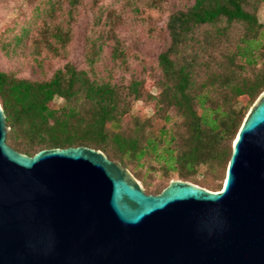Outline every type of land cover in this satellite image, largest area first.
<instances>
[{
	"label": "trees",
	"instance_id": "1",
	"mask_svg": "<svg viewBox=\"0 0 264 264\" xmlns=\"http://www.w3.org/2000/svg\"><path fill=\"white\" fill-rule=\"evenodd\" d=\"M101 1L91 5L87 70L66 63L43 81L0 72L6 145L26 156L55 148L98 150L142 184L141 168L153 161L168 181L176 175L219 191L200 183L197 175L203 167L226 171L240 124L264 90V23L256 18L257 0H193L169 14L167 48L144 79L128 83L117 82L113 70L99 77L95 60L107 45L112 63L128 74L129 55L117 37L116 22L130 18L149 27L155 15L163 16L168 1L115 0L119 8L112 10ZM85 6V0H48L30 40L32 53L65 60L72 27ZM56 99L66 106L54 109ZM135 101L148 103L153 117H133L130 104Z\"/></svg>",
	"mask_w": 264,
	"mask_h": 264
},
{
	"label": "water",
	"instance_id": "2",
	"mask_svg": "<svg viewBox=\"0 0 264 264\" xmlns=\"http://www.w3.org/2000/svg\"><path fill=\"white\" fill-rule=\"evenodd\" d=\"M0 107V264H264V90L232 142L223 185L158 195L86 147L20 154Z\"/></svg>",
	"mask_w": 264,
	"mask_h": 264
},
{
	"label": "rangeland",
	"instance_id": "3",
	"mask_svg": "<svg viewBox=\"0 0 264 264\" xmlns=\"http://www.w3.org/2000/svg\"><path fill=\"white\" fill-rule=\"evenodd\" d=\"M92 1L85 0L86 6L72 27L73 40L68 57L60 61L46 55L35 56L30 47L31 37L43 19L48 0H0V72L20 79L43 81L49 80L66 63H70L77 70H87L85 50L87 38L90 36L88 32L92 30ZM167 1L163 16L155 15L149 27L134 22L130 18L116 22L117 37L129 55L130 72L123 74L124 72L112 63L111 49L106 45L101 56L94 63L99 77L113 70L117 82L123 80L128 83L133 79H144L146 71H151L156 66L158 55L165 51L169 43L165 31L167 16L193 3V0ZM120 2L121 0L117 3ZM101 3L110 10L119 8L115 0H102ZM256 18L259 23H264V0H257ZM235 33L239 34V30H235ZM150 93L155 95L157 90L150 88ZM53 106L54 109H58L64 108L66 104L61 99H56ZM130 113L133 117L140 119L153 117L150 105L143 101L132 102ZM152 127L153 130L157 129L156 125ZM141 172L145 176L144 182L143 184L138 182L150 193L161 191L168 182L177 180L176 175H172L170 181L166 180L153 161H147L141 168ZM224 175L225 172L222 169L212 172L203 167L199 170L197 178L200 183H207V187L218 189L223 185Z\"/></svg>",
	"mask_w": 264,
	"mask_h": 264
}]
</instances>
